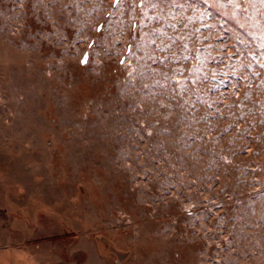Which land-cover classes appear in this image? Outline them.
<instances>
[{
  "label": "rangeland",
  "instance_id": "374dc122",
  "mask_svg": "<svg viewBox=\"0 0 264 264\" xmlns=\"http://www.w3.org/2000/svg\"><path fill=\"white\" fill-rule=\"evenodd\" d=\"M0 230L49 264H264V0H0Z\"/></svg>",
  "mask_w": 264,
  "mask_h": 264
},
{
  "label": "crops",
  "instance_id": "0c3cea01",
  "mask_svg": "<svg viewBox=\"0 0 264 264\" xmlns=\"http://www.w3.org/2000/svg\"><path fill=\"white\" fill-rule=\"evenodd\" d=\"M10 236V231L0 230V264H49V255L37 254L32 246L13 241Z\"/></svg>",
  "mask_w": 264,
  "mask_h": 264
},
{
  "label": "snow or ice",
  "instance_id": "6c2138e0",
  "mask_svg": "<svg viewBox=\"0 0 264 264\" xmlns=\"http://www.w3.org/2000/svg\"><path fill=\"white\" fill-rule=\"evenodd\" d=\"M119 2V0H117V3ZM84 62H86V59H85V61Z\"/></svg>",
  "mask_w": 264,
  "mask_h": 264
}]
</instances>
